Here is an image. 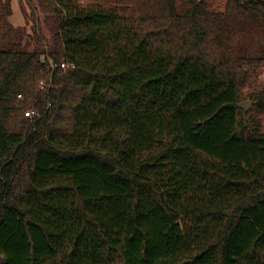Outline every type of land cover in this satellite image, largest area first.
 <instances>
[{"label":"trees","instance_id":"obj_1","mask_svg":"<svg viewBox=\"0 0 264 264\" xmlns=\"http://www.w3.org/2000/svg\"><path fill=\"white\" fill-rule=\"evenodd\" d=\"M11 2L0 264H264V0Z\"/></svg>","mask_w":264,"mask_h":264},{"label":"rangeland","instance_id":"obj_2","mask_svg":"<svg viewBox=\"0 0 264 264\" xmlns=\"http://www.w3.org/2000/svg\"><path fill=\"white\" fill-rule=\"evenodd\" d=\"M5 1V0H3ZM23 8L27 9L28 12H30L28 5L24 2V0H12L11 2V10L12 15L10 16L9 20L11 24H13L16 27L24 26L26 25V21L23 14ZM1 11V9H0ZM31 25H28V28L30 29ZM250 101L249 99H244L242 102ZM251 102V101H250ZM252 108V104H251Z\"/></svg>","mask_w":264,"mask_h":264},{"label":"built area","instance_id":"obj_3","mask_svg":"<svg viewBox=\"0 0 264 264\" xmlns=\"http://www.w3.org/2000/svg\"><path fill=\"white\" fill-rule=\"evenodd\" d=\"M61 67L64 68V69H67L68 64H67L66 62H63V63L61 64ZM51 85H52V80H49V82L46 81V80H42V81H40V88H41L42 90H45V89L51 87ZM19 97H22V95H19ZM36 113H37V112H36L35 109H30V110H27V111L25 112V115H26V116H29V117H33V116L36 115Z\"/></svg>","mask_w":264,"mask_h":264},{"label":"water","instance_id":"obj_4","mask_svg":"<svg viewBox=\"0 0 264 264\" xmlns=\"http://www.w3.org/2000/svg\"><path fill=\"white\" fill-rule=\"evenodd\" d=\"M238 107L248 112L251 109V102L250 101L241 102L238 105Z\"/></svg>","mask_w":264,"mask_h":264}]
</instances>
